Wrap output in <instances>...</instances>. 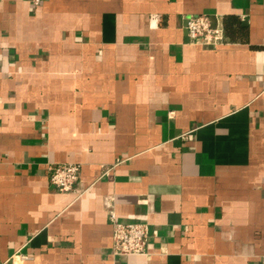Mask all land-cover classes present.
Instances as JSON below:
<instances>
[{"label": "crops", "instance_id": "0c3cea01", "mask_svg": "<svg viewBox=\"0 0 264 264\" xmlns=\"http://www.w3.org/2000/svg\"><path fill=\"white\" fill-rule=\"evenodd\" d=\"M0 264H264V0H0Z\"/></svg>", "mask_w": 264, "mask_h": 264}, {"label": "built area", "instance_id": "2783aa9c", "mask_svg": "<svg viewBox=\"0 0 264 264\" xmlns=\"http://www.w3.org/2000/svg\"><path fill=\"white\" fill-rule=\"evenodd\" d=\"M187 33L193 43H222L224 32L222 27H213L206 14L191 15L187 20ZM49 178L61 191H74L79 180L80 164L63 162L49 165ZM113 224V244L116 253L145 254L149 240V228L144 223L121 222L116 212L110 210Z\"/></svg>", "mask_w": 264, "mask_h": 264}]
</instances>
